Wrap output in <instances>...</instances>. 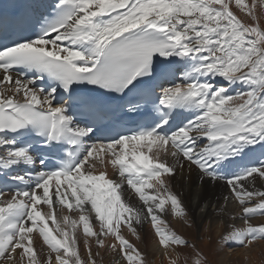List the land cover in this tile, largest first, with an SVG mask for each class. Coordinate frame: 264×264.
I'll return each mask as SVG.
<instances>
[{"label":"snow or ice","instance_id":"obj_1","mask_svg":"<svg viewBox=\"0 0 264 264\" xmlns=\"http://www.w3.org/2000/svg\"><path fill=\"white\" fill-rule=\"evenodd\" d=\"M235 4L257 20L244 0ZM257 146L264 27L243 23L230 0H0V264H96L90 248L81 259L74 234L59 226L62 238L53 234L54 198L81 213L62 217L73 233L82 223L98 249L126 264L145 256L122 223L136 233L133 221L148 220L165 250L189 248L164 219L189 220L172 185L185 169L201 188L223 181L224 200L240 206L244 227L228 225L225 244L264 240V222L252 223L264 216V191L244 183L264 179V160L240 164ZM108 165L118 179L95 173ZM125 185L142 207L125 202ZM34 232L54 261L37 259ZM108 236L115 242L106 245Z\"/></svg>","mask_w":264,"mask_h":264},{"label":"bare ground","instance_id":"obj_2","mask_svg":"<svg viewBox=\"0 0 264 264\" xmlns=\"http://www.w3.org/2000/svg\"><path fill=\"white\" fill-rule=\"evenodd\" d=\"M259 160H264V157H260L256 162H258ZM101 171H105L109 178H113L114 176H116V173L111 165H108L106 168L98 166L95 170V173L99 174V172ZM187 176L188 172L187 169H185L183 178L178 176L175 180L172 181L174 190L176 192L182 193L183 199L188 205L190 217L187 222L192 223V221L194 220V224H202L208 221L211 230L216 232L217 234H225L226 232L230 231L228 225L232 223H235L237 227H244V221L238 203L235 200L231 199V197L227 201L224 200V197L228 195V187L223 181L215 184L211 181H205L201 188L197 184L193 183L196 177L195 171H193L192 173L191 181L187 179ZM116 178L118 179V176H116ZM153 183L155 182L153 181ZM244 183H247L250 189H254L256 191H264V179L253 180L252 178H249L248 181H244ZM198 193L200 194V198H198L197 196ZM68 195L70 197V193H68ZM124 199L126 203H130L135 207H142V202L139 201L138 195L135 194L132 190L127 189L126 185ZM258 201L259 198H256L254 199L253 203H256ZM205 203L208 206L206 210L202 211L201 209ZM220 205H226L225 210L221 211L219 207ZM38 207H40L42 211L48 210L47 206L45 205H40ZM53 208L55 210L57 223L53 224L52 221L49 220V227L52 229L53 234L57 235L58 238H62V234L61 232L57 231V226H59L61 229L67 230L70 236L74 234L77 239V248L82 260H87L88 249L90 248L96 264H126L122 255H117L115 251L109 249L107 250V253H105V249H98L95 238L85 236L82 223H77L74 233L73 229L69 225H65L63 223L62 217L64 215L69 216L73 220L79 221V216L81 213L78 210H75V206L74 209L70 211L67 208L59 205L58 201H56L54 198ZM84 209V214L87 215L91 221V227L93 231H99L100 225L95 220V214L90 213V205H84ZM233 215H235L236 217L235 221L231 219ZM164 219L168 222V225L177 232V234H179L178 230H180L179 232L181 234L184 232L182 231V228L185 226V221H181L179 218L173 217L170 213L164 216ZM260 222H264V216H257L252 221V223L254 224ZM141 225L143 227L145 226L142 231L140 230L142 227ZM141 225H136L133 221V227L136 228V233H133L132 231H130L126 224L122 223L121 233L125 237V239H127L132 245L135 244L134 242L140 241L142 248L144 247L143 243L148 241V245H145L143 250L147 253L146 255H148L150 258H153L154 264H157L160 261H162V263L164 264H169L170 259L177 258L178 253L176 249L173 250L172 248H169L165 250L164 248H160L156 245V241L158 240L155 239L158 238L154 234L152 225L148 220H144ZM32 235L33 246L37 253V259L46 262L48 257L52 256L54 261L55 253L51 252L48 246L43 242L42 237H40L35 232ZM113 242L115 241L111 236H108L105 239L106 245ZM97 251H99V255H96ZM17 259L19 260V257H17ZM256 261H258L259 264H262V262H264V240L261 239L254 241L252 244L246 247H241L238 244L233 243L229 245V251H227L222 258V262L224 264H254V262ZM24 264H26V258L24 260Z\"/></svg>","mask_w":264,"mask_h":264},{"label":"rangeland","instance_id":"obj_3","mask_svg":"<svg viewBox=\"0 0 264 264\" xmlns=\"http://www.w3.org/2000/svg\"><path fill=\"white\" fill-rule=\"evenodd\" d=\"M244 3L248 5V7L253 9V14L257 17L256 21H252L251 17L247 15V8H238L235 4V0H230V8L233 9L232 11L234 12V14H236L242 22L243 20H245V24H248L250 22H258L261 27H264V0H244ZM90 213H92V211H90ZM185 222V226L182 228V231L184 232L181 234L179 232L180 230H177L179 235H182L189 241V248H176L178 253V259L176 258L177 264H194V261L196 259V252L201 253L203 264H224L222 262V258L224 254L229 251V245L225 244L222 240V236L224 234H217L216 232L212 231L208 221L202 224H194L187 221ZM144 228L145 226H142L140 230L142 231V229ZM157 242L158 241H156V245L160 248H163L160 246L159 242ZM134 243L137 245L136 246L134 244L136 248L144 254L145 264H154L153 258H150L148 255H146L147 253L143 250L145 245H148V241L144 242V245L142 244L144 246L143 248L140 244V241H136ZM193 244L195 245V248L191 247V245ZM105 253H107V251H105ZM157 264L164 263L160 261ZM254 264H259V262L256 261L254 262ZM262 264H264V262H262Z\"/></svg>","mask_w":264,"mask_h":264}]
</instances>
